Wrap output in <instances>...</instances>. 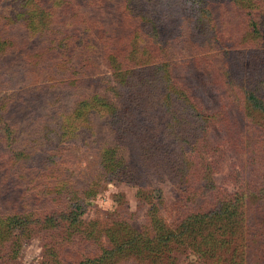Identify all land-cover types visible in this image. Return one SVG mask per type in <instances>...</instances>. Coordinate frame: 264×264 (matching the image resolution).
Returning a JSON list of instances; mask_svg holds the SVG:
<instances>
[{"label":"rangeland","instance_id":"obj_1","mask_svg":"<svg viewBox=\"0 0 264 264\" xmlns=\"http://www.w3.org/2000/svg\"><path fill=\"white\" fill-rule=\"evenodd\" d=\"M49 8L51 28L56 27L69 44L61 65L51 53L38 60L45 43L39 30L28 31L24 25L25 18ZM104 46L115 49L116 55L110 57ZM125 46L130 47L129 57L117 53ZM151 55H163L170 63L168 84L154 75L143 86L133 77L122 81L108 63H143ZM263 67L264 0H0V100L9 101L0 119V166L11 157L3 156L5 149L26 153L13 169H0V215L26 203L34 207L33 197L48 182L87 184L96 168L98 147L105 143L116 145L117 156L130 164L137 180L94 176L100 187L85 202L81 216L89 228L105 227L106 219L115 217L142 229L155 203L154 217L174 229L176 214L190 204L187 198L209 204L224 189L236 193L241 184L247 188L249 180L250 187L254 162L247 152V134L252 137V126L264 123V117L253 112V119L247 116L244 99L246 87L253 88ZM77 79L81 82L75 83ZM157 88L171 96L166 110ZM254 90L264 97L263 89ZM116 91L127 97L119 99ZM97 94L115 96L122 112L107 118L93 111L84 123V114L75 115L74 109ZM123 102L137 122L133 120V133L127 131L122 139L111 127L112 119L118 125L129 120ZM56 123H67L66 129ZM7 127L12 128L11 136L2 140ZM72 127L75 132L68 134ZM47 154L57 157L56 164L41 170L37 157ZM203 162L208 173L200 180ZM191 182L193 193L186 192ZM48 200L44 194L41 207L45 209ZM241 210L244 219L230 228V249L223 246L220 231L217 237L222 240L212 245L216 251L204 242V251L196 257L191 251L196 240L186 237L169 253L175 261L164 258L158 264H229L232 258L240 264H264V208L247 195ZM41 237L25 240L12 263L35 264ZM4 251L0 249V264H5ZM120 264L150 263L137 259Z\"/></svg>","mask_w":264,"mask_h":264},{"label":"trees","instance_id":"obj_2","mask_svg":"<svg viewBox=\"0 0 264 264\" xmlns=\"http://www.w3.org/2000/svg\"><path fill=\"white\" fill-rule=\"evenodd\" d=\"M253 7L254 5L251 10ZM25 19H27L26 24H24L26 29L32 32L39 30L42 43H45V47L43 48L44 53L37 55L38 60H42L45 55L48 56L51 53L50 55H57L60 59L61 62H58V65L63 64V59L66 57L63 52L69 48V44L68 41L64 40L63 42V37L59 36L60 33H57L56 27L51 28L52 14L50 13V8L40 11V13H35L34 17L29 16ZM19 25L22 27L23 21ZM101 34L103 35V33ZM258 39L263 40L259 36ZM129 48V46L118 48L117 53L121 52L129 57L131 55L128 51ZM104 49L110 57L116 55L115 49L109 50L110 48L108 46H104ZM150 57L146 61L143 60V63H135L134 61L136 60L131 61L133 64L130 62L122 64L117 60L108 63L110 67L118 70L122 81H125L127 77H133L134 79L132 80L139 79L138 83L142 82L143 86V82L147 81L150 83V77L154 75L156 78H159L157 80L166 81L168 84L172 71L170 63L165 61L163 55L156 56V58H153L154 56L152 55ZM260 72L257 81L253 83V88L251 86L250 88L245 86L247 94L244 101L248 108L245 114L252 119L253 117L251 115L253 113L261 114L264 117V97L254 90L255 87L256 90L263 89L262 91H264V87L261 88V84H264V67ZM153 80H151V84H153ZM80 82L81 79L75 81V83ZM239 82L242 83L244 81L240 80ZM169 87L167 85V90ZM157 89L162 94L160 97L161 106H164V110H166V108L172 105L170 101L171 96L168 92L164 94L161 88ZM115 96H119V99H121V97H127V93L120 94V92L116 91ZM115 96L110 97L97 94L92 99L81 101L74 109L75 115L84 114V123L89 121L88 115L93 111L101 115L106 114L108 115L107 118L109 116L116 117L119 115H117L119 109L116 101L113 99ZM131 97L129 95L127 100ZM8 104V98L0 100V119L4 118ZM125 105L123 102L121 107H124L125 112L128 113L129 111V120L127 122L123 121L118 125L112 119L111 130L117 138H122L127 131L133 133L132 127L135 125L133 120L136 121L135 116L131 113V109ZM121 112L122 109H120L119 113ZM56 124L62 130L66 129L65 125L67 123ZM136 124L138 125V123ZM166 125L170 126L171 123L168 122ZM11 130L12 128L7 127L2 131V140L8 139L11 136ZM252 131V137L247 134L250 138L248 142L249 150L247 152L252 155L251 159L254 162L252 168L254 178L251 180L253 184L249 187L250 180L247 188H244L241 184L236 193H230L226 189L218 192L216 195L219 196H217L215 201L209 202L212 205L211 208H209V204L198 205L195 200L187 198V202L190 204L188 206L185 204L181 208V211L176 214L179 221L174 229L163 224V218L154 217L156 215L155 203L148 213V224H143L142 229L136 228L134 224H130L127 220H120L115 217L112 218V221L111 219L109 221L108 217L105 227H100L95 224L91 228L87 227L81 216L86 208L85 202L91 200L97 193L95 190L100 187L98 181L94 179V176L102 175L105 179H108L107 181H111V179L120 180V182L137 180L136 173L130 164L124 158L117 156L116 145L114 143L103 144L101 148L98 147L96 168H94L87 184L69 182L67 179H57L55 185L48 182L45 184V187L41 183L40 189H42V185L44 188L38 190V196L33 197V201H36L33 204L34 207L26 206L30 205L26 203L21 209L15 208L10 212H5L0 215V249L4 248L5 250L2 255L3 263L13 264L12 261H16L17 254L23 242L38 235L42 237L40 241V253L35 264H120L123 260L133 261L137 259L140 261H148L150 264H158L164 258L175 261L176 256L169 253L173 252V246H180L183 238H190L191 236L195 238L196 241L193 246L191 245V251L197 257L201 251H204L200 250L204 242H206L205 245L211 248L212 245L222 240L221 237H217L219 234L217 232L220 231H222L220 235H223V246L225 245L227 249H230L232 245V242H229L230 228L235 226L240 221V218L242 219L244 217L242 214L243 210L241 209L244 205L245 197L248 195L250 199H253L264 208V123L254 124ZM66 132L73 134L75 128L72 127L70 131L68 130ZM66 132L60 135L64 136ZM90 136L91 134H89ZM235 143L239 142L235 141ZM6 155H11V157L8 159V162L0 166V169H3L5 166L8 168L16 166L17 162L26 156V153L18 152L11 148L5 149L3 156ZM37 158L40 162L38 167L41 170L50 168L57 161V157L53 154L38 156ZM204 165L206 163L203 162L199 169L200 180L208 173V166L204 168ZM153 166L155 168L157 167L156 164ZM17 169L19 170L18 167ZM18 170H15L17 175ZM105 174L111 177L107 178V176H104ZM207 176H210V174ZM186 182L187 178L185 176L184 183ZM49 186H51L50 189ZM203 187L206 189L209 186L203 184ZM33 188L36 190L38 186H34ZM194 189L196 188L193 182H191L187 186L186 192L190 191L193 193ZM247 189L248 192L244 193L243 191ZM44 194H47L49 197V205L45 209L41 207L42 204L40 202ZM237 249L238 245L234 253L237 252ZM166 250L171 251L166 255L164 254ZM212 251H216V248L212 247ZM216 258L215 263L220 261L218 256ZM232 260L233 258L229 264H240L239 261Z\"/></svg>","mask_w":264,"mask_h":264}]
</instances>
